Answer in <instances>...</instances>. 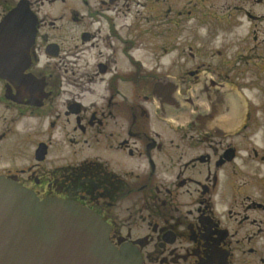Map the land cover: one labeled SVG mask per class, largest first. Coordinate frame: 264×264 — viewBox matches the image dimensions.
I'll use <instances>...</instances> for the list:
<instances>
[{
  "label": "flooded vegetation",
  "instance_id": "1",
  "mask_svg": "<svg viewBox=\"0 0 264 264\" xmlns=\"http://www.w3.org/2000/svg\"><path fill=\"white\" fill-rule=\"evenodd\" d=\"M162 1L0 0V178L128 264H264V55L179 50Z\"/></svg>",
  "mask_w": 264,
  "mask_h": 264
},
{
  "label": "water",
  "instance_id": "2",
  "mask_svg": "<svg viewBox=\"0 0 264 264\" xmlns=\"http://www.w3.org/2000/svg\"><path fill=\"white\" fill-rule=\"evenodd\" d=\"M128 263L94 213L0 178V264Z\"/></svg>",
  "mask_w": 264,
  "mask_h": 264
},
{
  "label": "rangeland",
  "instance_id": "3",
  "mask_svg": "<svg viewBox=\"0 0 264 264\" xmlns=\"http://www.w3.org/2000/svg\"><path fill=\"white\" fill-rule=\"evenodd\" d=\"M162 4L163 18L160 19L162 22L160 30H167L170 23L165 24L168 21L173 22L172 25L177 24L176 42L179 50L191 45L194 47L206 45L213 50H221L223 49L221 46H228V41H233L232 49L226 54L228 60L243 58L242 62H247L249 59L254 64L256 61L250 59L251 56L256 53L264 55V0L257 4L255 0H168L162 1ZM170 6L173 10L172 14L176 15L178 11H184V16L176 15L178 17L174 18L169 14L170 16L164 17L168 14ZM131 9L134 13L129 16L128 22H131L135 12L140 10L146 16V18H140L143 21L142 26H147L151 7L143 9L134 6ZM228 20L234 21L235 27L225 26ZM255 36L258 37L257 40L254 39ZM255 46H259L258 50L252 51ZM259 85L261 86V83ZM247 94L259 95L260 88H252L251 91H247Z\"/></svg>",
  "mask_w": 264,
  "mask_h": 264
}]
</instances>
